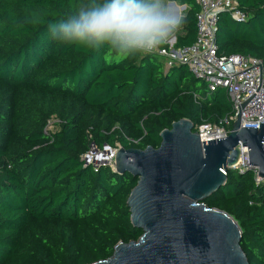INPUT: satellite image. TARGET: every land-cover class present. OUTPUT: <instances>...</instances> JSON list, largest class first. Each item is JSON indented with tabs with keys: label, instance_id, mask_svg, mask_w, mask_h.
Here are the masks:
<instances>
[{
	"label": "trees",
	"instance_id": "16d2710c",
	"mask_svg": "<svg viewBox=\"0 0 264 264\" xmlns=\"http://www.w3.org/2000/svg\"><path fill=\"white\" fill-rule=\"evenodd\" d=\"M235 1L248 19L219 15L218 52L252 55L264 73V0ZM78 3L0 0V264H91L138 240L127 200L139 178L96 171L83 155L93 144L158 148L175 121L214 124L232 112L226 90L209 91L186 65L50 39L47 24ZM175 3L189 7L175 46L192 45L199 5ZM227 177L204 203L235 217L249 263L264 264V179L253 170Z\"/></svg>",
	"mask_w": 264,
	"mask_h": 264
},
{
	"label": "water",
	"instance_id": "95a60500",
	"mask_svg": "<svg viewBox=\"0 0 264 264\" xmlns=\"http://www.w3.org/2000/svg\"><path fill=\"white\" fill-rule=\"evenodd\" d=\"M160 136L158 148L119 147L116 155L115 171L139 178L127 204L142 236L91 264H250L239 222L204 200L226 184L225 171H238L239 142L248 148V170L256 167L264 178V121L247 128L239 117L226 138L202 143L182 118Z\"/></svg>",
	"mask_w": 264,
	"mask_h": 264
},
{
	"label": "built area",
	"instance_id": "2783aa9c",
	"mask_svg": "<svg viewBox=\"0 0 264 264\" xmlns=\"http://www.w3.org/2000/svg\"><path fill=\"white\" fill-rule=\"evenodd\" d=\"M196 2L200 9L197 13L195 42L183 47L161 46L154 54L165 58L167 67L180 64L188 66L196 78L206 82L209 91H214L217 87L226 90L232 104V112L219 123L202 122L194 126V131L201 135L202 143L226 138L239 117L242 127L260 128V122L264 121L263 62L252 55L220 54L216 40L217 22L223 11H229L231 16L239 21L247 20L248 14L239 8L235 0H196ZM238 147L239 160L234 166L240 173H244L249 168L248 148L242 146L241 142ZM116 148L105 144L99 149L93 144L83 155V159L86 165H93L96 171L101 165L116 170L118 150ZM99 154L105 155L97 159ZM252 170L255 172L257 182L264 179L259 176L258 168L253 167Z\"/></svg>",
	"mask_w": 264,
	"mask_h": 264
},
{
	"label": "clouds",
	"instance_id": "9594fccd",
	"mask_svg": "<svg viewBox=\"0 0 264 264\" xmlns=\"http://www.w3.org/2000/svg\"><path fill=\"white\" fill-rule=\"evenodd\" d=\"M183 24L175 0H79L47 29L57 43L128 57L154 53Z\"/></svg>",
	"mask_w": 264,
	"mask_h": 264
},
{
	"label": "rangeland",
	"instance_id": "374dc122",
	"mask_svg": "<svg viewBox=\"0 0 264 264\" xmlns=\"http://www.w3.org/2000/svg\"><path fill=\"white\" fill-rule=\"evenodd\" d=\"M183 7V9L181 10V14L184 16L188 10V8H186L185 6L186 5H180ZM176 33L169 39V41L167 42L168 45H174L175 46V43H176ZM161 59V62L163 63L164 65V68L167 69L168 67L166 66L167 63H166V59L165 58H160ZM204 82V80L201 79V82L200 84H202ZM59 126H58V119L57 118H52L49 122V126H48V129L50 131H56L58 130ZM120 147V145H117V148L118 149Z\"/></svg>",
	"mask_w": 264,
	"mask_h": 264
},
{
	"label": "crops",
	"instance_id": "0c3cea01",
	"mask_svg": "<svg viewBox=\"0 0 264 264\" xmlns=\"http://www.w3.org/2000/svg\"><path fill=\"white\" fill-rule=\"evenodd\" d=\"M176 6H177V8L179 9V11L181 13V10L183 9V7L178 5L177 3H176ZM185 7L189 9L188 5H186Z\"/></svg>",
	"mask_w": 264,
	"mask_h": 264
},
{
	"label": "bare ground",
	"instance_id": "6f19581e",
	"mask_svg": "<svg viewBox=\"0 0 264 264\" xmlns=\"http://www.w3.org/2000/svg\"><path fill=\"white\" fill-rule=\"evenodd\" d=\"M105 154H99V155H97V159H99L100 157H102V156H104Z\"/></svg>",
	"mask_w": 264,
	"mask_h": 264
}]
</instances>
